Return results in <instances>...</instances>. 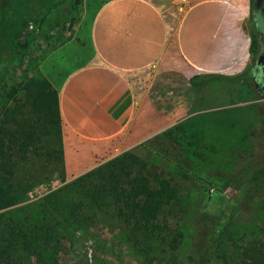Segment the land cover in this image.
<instances>
[{"label": "rangeland", "instance_id": "1", "mask_svg": "<svg viewBox=\"0 0 264 264\" xmlns=\"http://www.w3.org/2000/svg\"><path fill=\"white\" fill-rule=\"evenodd\" d=\"M7 1L9 5L0 11V64L8 66L11 75L0 94V108L12 105L7 93L18 87L21 78L43 74L46 67L41 69L39 64L47 51L72 35L79 23H88L103 0H82L80 11L71 9V3L65 8L61 0ZM229 1L244 9L243 28L258 43L253 0ZM25 39L37 48L23 45ZM258 52L249 53L237 76L208 82V90L195 103L198 111L192 120L182 123L183 129L169 128L151 137L147 148L132 149L153 175L170 181L177 194L169 219L183 231L184 238L169 264H221L222 258L235 261L242 245L253 239L264 242V173L256 174L264 159V95L245 77ZM15 97L23 99V92L18 90ZM43 164V159L33 156L18 170L16 182L24 185L33 178L35 183L19 202L2 211L15 213L26 207L24 213L33 217L46 196L84 173L70 176L64 166L63 179L57 171L44 179L53 166ZM75 199L83 204L68 207L76 212L84 235L75 240L70 235L73 228L61 230L59 241L42 264H140L127 239L128 230L113 208L97 209L85 198L76 195ZM53 212L59 215L62 210ZM219 226L212 243L211 235Z\"/></svg>", "mask_w": 264, "mask_h": 264}, {"label": "crops", "instance_id": "2", "mask_svg": "<svg viewBox=\"0 0 264 264\" xmlns=\"http://www.w3.org/2000/svg\"><path fill=\"white\" fill-rule=\"evenodd\" d=\"M245 17L229 0H103L39 64L57 90L66 173L183 129L208 82L249 56Z\"/></svg>", "mask_w": 264, "mask_h": 264}, {"label": "trees", "instance_id": "3", "mask_svg": "<svg viewBox=\"0 0 264 264\" xmlns=\"http://www.w3.org/2000/svg\"><path fill=\"white\" fill-rule=\"evenodd\" d=\"M9 3L0 0V11ZM60 3L65 8L71 3L75 11H80L82 6V0H61ZM23 42V45L37 48L29 39ZM257 45L251 37L249 52H257ZM10 75L9 67L0 64V94L6 90L5 83ZM17 85L7 93L12 105L0 108V211L19 202L35 183L33 178L24 185L15 180L18 170L33 156L43 159V165L53 166L44 179H49L56 171L57 175H64L56 88L43 74L21 78ZM18 90L23 92V99H16ZM256 171L258 176L264 173V159ZM153 174L138 153L126 150L51 192L40 202L42 207L38 212L36 208L37 214L33 217L24 213L26 207L18 208L15 213L11 209L0 212V264H42L54 243L59 241L61 230L67 232L68 228H73L72 238H81L84 233L76 212L68 207L71 203L74 207L83 204L80 199L76 201V195L97 209L113 208L128 230L127 239L140 264H169V259L174 260L184 233L169 219L177 198L175 188L167 179ZM54 210H62V213L57 215ZM219 232L220 226L211 235L212 243ZM212 248L213 244L210 250ZM221 264H264V242L260 239L247 242L239 248L235 261L222 258Z\"/></svg>", "mask_w": 264, "mask_h": 264}, {"label": "flooded vegetation", "instance_id": "4", "mask_svg": "<svg viewBox=\"0 0 264 264\" xmlns=\"http://www.w3.org/2000/svg\"><path fill=\"white\" fill-rule=\"evenodd\" d=\"M252 18H253L252 22L254 23V26L258 33V45H259L258 51L259 52L256 55L252 68L245 75L247 78L249 77L251 79L254 85V89L258 93L264 95V89L261 88V86L264 85V58L261 62H257L259 54L262 53L264 50V43L262 42L261 37H260L259 28H258V17L253 11V4H252ZM263 29H264V19H263Z\"/></svg>", "mask_w": 264, "mask_h": 264}, {"label": "water", "instance_id": "5", "mask_svg": "<svg viewBox=\"0 0 264 264\" xmlns=\"http://www.w3.org/2000/svg\"><path fill=\"white\" fill-rule=\"evenodd\" d=\"M253 11L258 17V28L262 42L264 43V29H263V19H264V0H253ZM264 58V50L259 54L257 62H261ZM264 89V85L261 86Z\"/></svg>", "mask_w": 264, "mask_h": 264}]
</instances>
